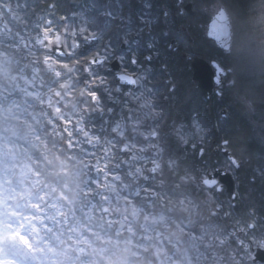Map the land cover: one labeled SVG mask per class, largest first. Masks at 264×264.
I'll return each instance as SVG.
<instances>
[{
  "label": "trees",
  "instance_id": "trees-1",
  "mask_svg": "<svg viewBox=\"0 0 264 264\" xmlns=\"http://www.w3.org/2000/svg\"><path fill=\"white\" fill-rule=\"evenodd\" d=\"M115 1L111 0V3H108V0H0V63L2 64V68H0V99L9 100L5 104L1 101L0 104L7 112H12L10 108L12 101L14 102L13 106H17L21 110L36 111V116L40 121L38 125H43V130L38 131V135H35L37 139L33 142L28 138L31 134L28 135L25 128L19 126V122L6 121L0 117V129L8 124L14 130L2 133L3 139L0 138V146L3 141L16 146L19 143L23 150V158L28 159L26 165L29 172L24 173L26 175L23 174V178L29 185L33 186V182H36L41 188L51 189L52 192H47L54 196H60V190L64 186L70 189V203L67 200H61L62 206L63 203L66 204V212L69 213V216L72 215V212L75 213L74 221L69 225L75 224L76 226L79 221L86 222V214L83 211L80 213L78 207L83 204L89 208L87 207L88 202H86V198L82 197L86 194L82 189L77 188L78 186L85 189L90 187L86 190L87 192L101 194L100 198L96 196L93 203L100 211L104 228L107 229L106 233H104V229V231H100L98 237L102 235L101 240L107 242L99 246H111V249L105 254L106 260L96 261L98 264H109L110 261L115 264L114 262L119 258L116 264H119V261L122 262L123 259L125 261L131 259L130 264H159L160 262L175 264L176 261L177 263L182 261L179 258L187 248L193 255L194 262L192 264H253L252 257L245 254V249L253 247L255 242L264 240V70L257 78L236 76L235 80H229L231 78V74H229L228 81H234V83L224 84L223 95L215 94L212 98H208L203 93L200 101L196 102L194 97L189 99L184 93V89L187 88L186 80L189 79L188 73L191 74L189 61L180 57L178 64L167 63V68L172 71L173 81L177 83L176 92H170V94H166L168 86H165L164 80L160 79L162 62L155 61L145 81L149 82L156 90L158 98L156 105L162 110V116L157 124H159L158 130L162 138L161 143L164 146L163 167L160 172L158 171V174L152 173L149 169L142 178L141 171L127 163L131 160V153L122 149L124 145L132 141L140 143L139 140H142L140 133L135 129H138L137 126L141 121L135 117L133 120L135 124L123 135L120 134L121 136L114 131L115 126L124 122L126 108L131 105L125 95V86H118L115 73L107 68V65L93 67V71L84 72L82 78L76 76L74 71L67 72L66 69L60 67V60L64 62L61 64L62 66H69L79 61L88 64L92 56L105 48H111L115 53L124 52L122 43L126 40L122 37L119 23L121 13L117 12L120 9L114 5L117 3ZM132 1L135 2L134 8H143L144 3H150L156 9L160 8L161 16L163 9L169 6L167 0ZM191 1L194 2L197 10L195 17L189 19L190 22H193L191 28L196 37L195 46L192 49L205 55L208 59H218L226 67H232L233 58L230 53L209 39L203 30H199L198 24L194 26L195 20L203 24L209 21L210 14L202 9L200 4L211 3L214 0ZM223 1L230 11L251 14L253 6L260 0ZM121 3L125 8L127 7L126 2L122 0ZM78 8H81L85 15L91 18L93 27L104 31L102 36L89 41L79 34L73 35V31L77 32L76 29L82 24V20L77 14ZM109 9L111 10L108 14ZM160 25L164 26L163 23ZM62 28L68 30L67 37H65L66 47L73 51L67 58L55 56L47 42L41 41L44 39L46 31L60 34ZM158 35L160 41L158 38L154 41L161 48H165V52H168V50L166 51L168 39L164 37L162 29ZM130 41L133 44V50H136L134 40ZM141 41L142 46L137 50L138 54L143 57L148 39H141ZM180 42L183 47L187 45L185 38ZM23 78L25 81L22 80ZM103 78L106 79L108 85L97 83ZM18 80H22V82ZM89 82L91 84H88ZM94 83H97L98 88L101 89L100 100L97 102H94L92 96H88L90 91H94V87L91 88ZM85 84H87L86 93L79 95L81 87ZM107 86L110 89H106ZM18 88H21L19 93L23 96L21 103L18 100L15 101V91ZM57 92L62 94L58 95ZM48 96L51 98L50 101L54 98L58 108L67 113V119L60 116V113L55 114L51 108L52 105H42L46 103ZM60 96H66L69 100L73 99L71 105L68 106L61 101ZM224 109L226 110L225 116L222 115ZM19 111L17 112L19 113ZM195 115L204 130V140L202 141L197 139L194 127L192 128ZM0 116L3 115L0 113ZM172 123L187 124L193 133L192 137L195 138L185 145L178 143L169 131ZM124 125L123 123L121 127ZM27 127L29 128V126ZM19 134L24 137L21 135V137H17ZM33 136L30 137L35 140ZM94 137L103 141L96 144L97 146L102 145L101 154L98 147L95 148L88 142L90 138ZM224 140L228 141V147L232 154L241 161L238 169L230 166L234 171L236 182L237 195L235 199L231 198V194L225 192L207 190L200 182L206 170L227 167L229 161L222 152L219 151L217 154L213 152L215 145ZM107 141L114 143L113 147L111 145L106 147ZM193 144L197 145L196 148L192 147ZM201 148H204L203 155L200 152ZM108 150L111 155L107 154ZM93 157L98 160V177H95L96 174H93V169H91L94 167ZM170 160L175 161L172 167L168 164ZM32 162L34 164H31ZM77 172L78 176H76ZM40 173L43 174L42 177L45 180ZM186 175H189L191 180L183 181L182 178ZM85 177L87 183L84 182ZM94 181L97 182V185ZM128 181H132V188L137 187L140 193H145L147 196L148 203L142 204L144 203L143 199L135 200L134 203L136 208L142 210V218L155 215L156 213L152 210V207L155 206L156 209L163 210L166 215L173 213L172 215H176L178 220L181 218L179 222L186 227L185 222L190 220L191 215L188 220L187 216L182 219V214L177 215L173 206L177 201L179 204L181 202L186 204L185 200L189 199L186 200L187 203H190L189 210H192L193 215L197 218V221L192 219L190 228L197 232L193 231L188 236L184 231L188 238L183 235L181 242L179 237L173 233L174 222H178L173 216L163 225L154 223L151 228L148 226L147 232L146 229L143 231L142 226L138 228L137 234L140 238H137L139 242L136 241L131 234L123 231L126 227H122L120 223L115 224L118 219L112 217L111 209L109 212L104 210L109 206V201L112 202L110 191L117 194V199L110 206L115 207L116 210L120 205H125L130 191L126 189ZM152 192L157 196L151 197ZM207 193L215 195L221 203L217 204L212 199L213 196L210 199L207 198ZM87 196H91V194ZM71 204L76 206L73 207ZM218 205L221 208L219 210H217ZM27 209L28 207H26V211ZM94 211L95 214H99L97 209ZM156 215L158 216V214ZM123 216V219L127 220V213H124ZM113 221L115 222L113 223ZM238 223L246 224L244 231H241L243 233L236 230L234 233L227 234L225 231L222 235L215 233L214 235L208 234L204 228L205 224L211 226L214 224L222 226L228 231L230 224ZM47 224L56 228L60 227L56 221L48 220ZM98 224L100 223L98 222ZM135 226L136 224H132L130 230L132 229L134 232ZM120 235L124 236L127 243L121 240ZM192 237H197L201 241L193 243L190 241ZM162 239L164 240L162 241ZM256 239L258 240L256 241ZM87 242L90 245L86 246L92 249V255L98 244L90 238H87ZM140 244L145 246L141 250L138 249ZM167 244H170L172 252L168 250L167 257L160 260L156 252L158 248L159 250L167 248ZM125 246L128 253L123 252L125 254L122 256L121 248ZM86 248L83 249L85 254H82L80 258L90 259L87 255L91 249L88 251ZM108 256H111V259H107ZM170 258L174 259L170 261Z\"/></svg>",
  "mask_w": 264,
  "mask_h": 264
},
{
  "label": "rangeland",
  "instance_id": "rangeland-1",
  "mask_svg": "<svg viewBox=\"0 0 264 264\" xmlns=\"http://www.w3.org/2000/svg\"><path fill=\"white\" fill-rule=\"evenodd\" d=\"M200 5H201L200 7L205 11H207L210 14V16L216 11H218L221 6H224L232 17L234 34H233L232 47L229 53L233 58V63H232V67H230L231 78H229V80H235L237 77L257 78L261 73V71L264 70V0H260L257 4L253 6V13L251 14H247V12L242 13L241 11L240 12L230 11L229 8H227V6L225 5L223 0H214L211 3H204ZM41 41L43 43L47 42V44L51 46L53 49L54 47H60L63 41V35L62 34L56 35L51 31H46V34L44 35V39H42ZM1 65L2 64L0 63V68H2ZM74 65L67 66L66 67L67 72L69 71L73 72ZM97 65L102 66V64H97ZM84 71L92 72L93 68L91 67L87 69L84 68ZM22 80L25 81V78H23ZM22 80L21 81L18 80V81L22 82ZM191 85L192 87L190 90V94L193 96L199 95V90L197 89L196 84L192 83ZM85 87H82L83 94L86 93ZM92 87L93 86H91V88ZM57 94L61 95L62 93L57 92ZM88 95L89 97L92 96L91 94ZM50 99L51 98L48 96V98L45 101L46 103L42 105H52L51 108L54 110L55 114L60 113L61 114V115L59 114L60 116H62L64 119H67L68 118L67 113L64 110L62 111L61 109L58 108V105H56L57 104L56 100L53 98L52 101H50ZM60 100L66 103L68 106H70L73 99L69 100L66 96H60ZM132 101L133 102L130 101L131 105L127 106L126 111L124 113V123L129 118V120L127 121L128 127L126 124V128H131V126L135 124L133 122L135 117L138 118L139 121L141 122L145 120L148 121V119H150L148 125L149 130H151L150 127L154 128V126L156 125V120L158 119L160 114L155 113L156 110H154L155 109V107L153 106L154 104L151 105L152 100L148 98L147 94L137 93L135 97L132 98ZM47 103H51V104H47ZM0 110H3V106L1 104H0ZM119 127L120 126L118 125L115 131L116 133L121 134V130ZM148 127L145 128L140 127V129L137 128L135 129V131L141 132L145 136L146 142L142 143V145L140 146V150L143 152L142 157L146 156L145 157L146 160H144V163H146L147 166L149 165V161H151L152 159L156 161V157H157L156 153H158L159 156L161 154V151L158 148L157 149L154 148L152 152H150L149 150L151 144L155 143L159 145L160 139L158 137L150 138L149 137L150 134H146L145 132L147 131ZM183 128L181 125H177L173 128L172 131H170V133L171 136L175 137L178 143L185 145L188 143V141L192 140V138L195 137H192L193 133L191 131H187L186 129ZM3 130L4 132H0V138L2 139H3V137L1 136L2 133H8L14 131L11 129V127H9L8 124H6L3 127ZM195 132L197 139L199 138V140H203L204 130H202V128L198 124L195 125ZM93 139L95 142L101 141L99 140L98 137H94ZM94 141H92L93 142L92 145H94ZM132 143L135 142H131V144ZM130 149L134 151V155H137L138 150L136 149L135 144H133V146H131ZM107 154H110L109 150L107 151ZM16 158H17V150L15 146H11L10 143L7 144L5 141H3V144L0 146V264H26V263L33 264V261L38 259V255H37L38 250L40 251V254L46 256L49 255L50 257L53 255L55 256L52 259L47 258L49 264H60L61 261L65 262V259H62V256H65V258L67 259L70 258L76 259L75 254L79 253V251L81 252V247H83V244L86 243L87 240L83 239V241H81L82 239L80 236L81 235L80 229L78 227L74 228L73 226H70L68 227V231H67L70 232L64 233V242L62 244H64L65 246L60 247V240L58 241L57 245L52 246L53 244L49 240L50 238H52V235L54 236L60 235V229L63 232H65L64 222H62V220L59 218V216L63 215V211H64L62 205L60 204V196H54L53 194L48 193L47 191H49L50 189L47 190L46 188H41V187L36 188L29 185L28 182L25 181V179L22 176L24 173L29 172L27 169V165L26 163H24L22 165L17 166L15 160ZM97 161L98 160L96 158V162ZM138 163L140 164V161H138ZM173 163L174 160H170L169 164L172 165ZM98 165H96V167ZM135 165L137 164L135 163ZM15 169H20L19 174L17 172L16 176L14 173ZM157 169L158 168H156V170ZM190 178L191 177L189 175H186L182 178V180L183 181H185L186 179L190 180ZM27 189L28 192H26ZM154 195L157 196L156 194ZM154 195L151 197H154ZM66 196H67L66 193L63 192L62 197L65 198ZM109 202H111V200ZM127 202L128 203H125V205H120L119 207H117V209L114 212L112 211L110 212L112 217L118 219V221L115 224L120 223L122 227H126L124 228V231H129L132 225L131 216L129 214H127V220L123 219L124 217L123 214L126 212L127 213L130 212L128 210V207L129 205H131V202L129 201ZM178 202L179 201H177L173 206L175 207L174 209H176L177 211L190 209V206L187 205L190 203H187L186 200H185L186 204L183 203L179 204ZM218 203H221V201H218ZM223 205L224 204L222 203V206ZM30 206L33 207L34 212L26 211V207H30ZM130 207L133 210L131 211L133 214L132 216H134V218L136 217L141 220L143 216L142 210L140 208H136L134 205ZM186 211L187 210H184L183 212ZM189 211H190L189 215L192 216L190 217V220L187 222L188 226L184 227L183 225L180 224L178 220H177L178 222H174L173 233L177 237H181L182 235H185V232H187L189 236L193 233V231H196V230H192V228H190V225L191 222H193L192 219H195L197 221V218H195L193 213H191L192 210ZM173 216L172 214L168 215V213L166 216L162 213L158 216H154V215L146 216V218L143 219V222L141 224L143 231L144 229H146L147 232L148 226L151 228L154 223L167 222L168 219L172 218ZM174 217L177 219L176 216ZM48 220L52 222L56 221V223L59 224L60 227L56 228L53 226H49L47 224ZM114 222L115 221H113V223ZM66 223H70L68 218H66ZM242 227H246V224L245 223L230 224L228 231L226 230V228L217 225L215 226L214 224H212V226L205 224L204 228L208 232V234L215 233L222 235L225 231L227 234L234 233L236 230H240V228ZM182 229H186V230H182ZM119 232L122 231L119 230ZM132 233L133 230L131 229V231H129V234ZM46 236L50 238H47ZM188 236L186 235L185 237L188 238ZM120 238H122L121 240H123V242L127 243L124 236ZM163 240L164 239H162V241ZM257 240L258 239H256V241ZM118 241L117 243H119ZM190 241L193 243H199V241L201 240L197 237H192ZM260 244L264 246V243H260ZM142 247L145 246L140 244L138 249L141 250ZM125 249H127L126 246L124 248H121L122 256L125 254L123 252H126ZM168 250H169L168 247L160 250L158 248L156 255L160 258V260H163L165 257H167L166 253ZM108 251L109 248L104 247L102 250L99 251V254L102 255L103 252L106 254ZM245 251H246L245 253L246 255H252L253 251H251L249 247H247ZM192 256H193L192 252L190 251V249L187 248L186 250H184V255L182 257L183 260L180 263L176 262V264H192L194 262ZM127 257H129V255H127ZM108 259H111V256H108ZM172 259L174 258H170V261ZM118 260H116V262H118ZM130 260L131 259L125 261L123 259L121 260L122 262L119 261V264H126L127 262L128 264H130ZM116 262L114 263L116 264ZM159 264H163V263L160 262Z\"/></svg>",
  "mask_w": 264,
  "mask_h": 264
},
{
  "label": "flooded vegetation",
  "instance_id": "flooded-vegetation-1",
  "mask_svg": "<svg viewBox=\"0 0 264 264\" xmlns=\"http://www.w3.org/2000/svg\"><path fill=\"white\" fill-rule=\"evenodd\" d=\"M121 1L116 0L115 2L117 3H115L114 5L116 6L117 9H120V10H117V12H119V14L121 13L119 17V21H120L119 23L121 25L122 37L125 38L126 40L124 41V43H122V49L124 52L115 53L111 50V48H107V49L105 48L104 53L102 55L103 57H105V61L102 63V65H107V68H110L112 61L117 60L119 63V72L128 73L130 75H135L138 77L137 79L138 82H136V86L133 87L132 85H129V86L125 84L123 85L125 86V91L127 94L126 97H130L131 91H132L131 89L136 88L138 91L137 93H142V94H147V95L151 94L149 98L153 99L154 103L157 102L158 98H157V94L155 93L156 90L149 82H146L145 79L147 76H149L148 73H149V70L151 69V66L155 63V61H158V60L162 62V74L160 75V79L164 80L165 86H168V91H166V94L168 93L170 94V92L172 93L176 92L177 83L173 81L172 71L169 68H167V63L178 64L179 63L178 60L180 57H182L186 61H189V66L191 69V74L188 73L189 79L186 80L187 88L184 89V93L189 99H193L194 97V100H196L197 102V101H200L201 94L203 93H205L208 98H212L213 95L215 96V94L219 92V88H217L215 91H213V88H212L211 93H209L208 91L201 89L199 87L198 82L193 79L192 59H194L196 56H203L204 58H206L205 55L197 51H194V49H192L195 46L194 44H195L196 37L194 36L195 34L192 32V28H191V24L193 22H190L189 19L194 18L197 12L196 6L194 5L193 1L186 0V4L189 2L193 3L194 14H190L188 10H186V8L184 9L183 14H181L178 11L175 0H167V3L169 4V6L163 9L162 16L160 14V8L156 9L150 3L142 2L145 5L146 4L150 5V7H146L145 5H143V8H140V7L134 8L135 2H133L132 0H123L124 2L127 3V7L125 8L123 6V3L120 4ZM138 1L140 2L141 0H138ZM108 3H111V0H108ZM110 10L111 9L108 10L107 12L108 14ZM164 12H168L167 17L164 16ZM77 14L82 20V24L80 25L78 29H76L77 34H79L80 36H83L85 39H88V40H91L92 38H98L103 35L104 31L99 28L93 27V25L91 24V18L85 15V13L81 10V8H78ZM142 17L145 19L154 20L155 22L150 27H148L147 24L141 23ZM209 22L210 20L206 24H203L195 20L194 26L198 24L199 30H203V33H205V35L207 36ZM161 23L164 24L163 27H161L160 25ZM140 29H144V30L141 32ZM160 29H162L164 37L168 39L167 47H166V51L168 50V52H165V48H161L154 41L157 38H158V41H160L159 35H158V33L160 32ZM155 33H157V35H155ZM107 34L109 35V33ZM107 34H106V37L108 36ZM184 38L187 40V45L183 47V44L180 42V40ZM131 39L134 40V43L136 44V50H133V44L130 41ZM141 39H144V40L148 39V42H146V45L149 42L153 43L154 45V47L151 50L147 47L143 57L140 56V54H138V50H137L142 46ZM164 45L166 44L164 43ZM198 45L199 44H197V46ZM146 55H152L153 57L152 60L151 61L145 60L144 57ZM133 57H135V59L137 60L136 64H133L131 62ZM165 57H168V58H165ZM206 59L209 61L215 60V59H208V58ZM220 63L226 69L229 70L228 72L231 71V68L226 67L222 62ZM230 73H227V75L224 76L223 80L225 81V83H231V81H228ZM161 76L163 77L161 78ZM98 82L99 83L102 82L108 85L105 78L100 79ZM192 83L193 84L195 83L197 86V89L199 90V95L197 96H193L190 94ZM123 86L121 85V87ZM108 88L109 87L107 86L106 89ZM217 95L221 96L220 94H217ZM97 96L99 95L97 94ZM222 115H223V110H222ZM197 119L198 118L195 115L194 124L192 123L193 124L192 128L194 127V130H195L196 124H198L202 128V126L199 124ZM145 122L147 121L145 120L144 123ZM147 124L149 125V122ZM177 125H181L182 128L184 127L183 129H186L187 131H191V129L187 127V124H184V123H176V124L172 123L169 131H172L173 128ZM155 126L157 128L158 124H156ZM155 130L157 133L156 136H158L159 130L158 129H155ZM196 146H197L196 144L192 145L193 148H196ZM203 150L204 148H201L200 152H203ZM219 151L222 152L220 149V144L215 145V147L213 148V152L217 154ZM230 166H231V163L229 162L228 167L230 168ZM211 172L212 170L210 169L206 170L205 177H208ZM219 185L220 184L217 183L213 188H211V190H217L219 193H223V192L227 193L225 191V188L224 187L219 188ZM219 189H222V190H219ZM231 198L234 199L233 197Z\"/></svg>",
  "mask_w": 264,
  "mask_h": 264
},
{
  "label": "water",
  "instance_id": "water-1",
  "mask_svg": "<svg viewBox=\"0 0 264 264\" xmlns=\"http://www.w3.org/2000/svg\"><path fill=\"white\" fill-rule=\"evenodd\" d=\"M186 10L190 14H194L193 5L192 3H188L185 6ZM221 15L226 17V22L224 23H218V19L221 18ZM225 28L227 35H223L220 33L221 28ZM233 23L232 19L230 17V14L228 11L221 7L211 18L208 26V32L207 36L214 40L216 44L222 48L225 51H229L232 47V41H233ZM54 53L57 56L66 58L68 56L66 50L64 47H54L53 48ZM104 60L103 57H93L90 59V62L93 64H101V62ZM219 64L221 66L222 74L221 79L223 80L224 76L227 75V70L216 60L209 61L203 56H196L194 59H192V67H193V79L196 80L199 84V87L201 89H204L211 93L213 84L211 82V75H212V65L215 66V64ZM111 66L114 71L119 70V63L117 60H114L111 63ZM123 76L125 78H132L135 79L136 77L134 75H129L127 73L117 72L116 78L121 84L126 85H132L136 86L135 84L129 83L128 79L121 80L119 77ZM226 110H223V115H225ZM228 141H223L221 143V151L223 154L232 162V164L239 168L241 165V162L232 155V151L227 147ZM219 173V175H217ZM213 181H216L215 185L220 182L219 188L222 186H225L226 192L231 193L233 198H236V191H235V179L233 175L225 168H217L214 172L210 173L208 177L204 178L202 180V183L207 187H214ZM252 226V225H251ZM261 252H264V248L258 247L255 253V256L260 254Z\"/></svg>",
  "mask_w": 264,
  "mask_h": 264
},
{
  "label": "snow or ice",
  "instance_id": "snow-or-ice-1",
  "mask_svg": "<svg viewBox=\"0 0 264 264\" xmlns=\"http://www.w3.org/2000/svg\"><path fill=\"white\" fill-rule=\"evenodd\" d=\"M176 6L178 8V11L183 14L185 6H186V0H175ZM146 7H150V5H145ZM164 16L167 17L168 16V12H164ZM155 21L154 20H150V19H145V18H141V23L142 24H147L148 27H150ZM226 22V17H224L223 15H221V18L218 19V23H224ZM144 29H140V31L142 32ZM220 33L223 35H227L225 28H221L220 29ZM147 47L151 50L154 45L153 43L149 42L147 44ZM152 55H146L144 57L145 60L147 61H151L152 60ZM133 64L137 63V60L135 59V57H133L132 61ZM212 66V75H211V82L213 84V91H215L217 88H219V92L217 94L223 95V85L225 83L224 80L221 79V74H222V70H221V66L217 63L214 65L210 64ZM121 80H125L128 79L129 83L135 84L136 81L135 79L132 78H125L123 76L119 77ZM231 83H234V81H232ZM201 155H203V153L201 152ZM217 175H219V173H217ZM216 181H213V186L215 185ZM222 190V189H219ZM256 261H260V264H264V252H261L260 254H258L257 256H255L253 258V264H256Z\"/></svg>",
  "mask_w": 264,
  "mask_h": 264
},
{
  "label": "clouds",
  "instance_id": "clouds-1",
  "mask_svg": "<svg viewBox=\"0 0 264 264\" xmlns=\"http://www.w3.org/2000/svg\"><path fill=\"white\" fill-rule=\"evenodd\" d=\"M109 264H113V262L110 261Z\"/></svg>",
  "mask_w": 264,
  "mask_h": 264
}]
</instances>
